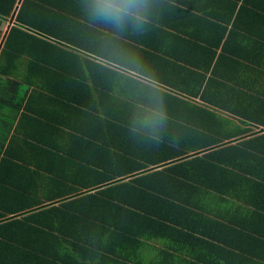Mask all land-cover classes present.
I'll use <instances>...</instances> for the list:
<instances>
[{
	"label": "crops",
	"instance_id": "1",
	"mask_svg": "<svg viewBox=\"0 0 264 264\" xmlns=\"http://www.w3.org/2000/svg\"><path fill=\"white\" fill-rule=\"evenodd\" d=\"M85 2L0 0V52L20 30L0 73V264L264 255V0H149L143 34L118 35ZM132 55L159 82L157 138L129 131L155 103L116 67Z\"/></svg>",
	"mask_w": 264,
	"mask_h": 264
},
{
	"label": "clouds",
	"instance_id": "2",
	"mask_svg": "<svg viewBox=\"0 0 264 264\" xmlns=\"http://www.w3.org/2000/svg\"><path fill=\"white\" fill-rule=\"evenodd\" d=\"M149 0H86L84 10L88 18L98 24L114 29L113 35L122 34L126 28L143 34L144 25L149 23ZM139 69L141 65L137 58L129 56L125 64H117L120 72L128 77L139 78L145 88L151 90V96L155 103L144 108L143 105H136L135 111L130 120L129 131L134 134H145L157 138L156 133L163 127L166 114L163 96L159 95V82L155 74L142 75Z\"/></svg>",
	"mask_w": 264,
	"mask_h": 264
},
{
	"label": "trees",
	"instance_id": "3",
	"mask_svg": "<svg viewBox=\"0 0 264 264\" xmlns=\"http://www.w3.org/2000/svg\"><path fill=\"white\" fill-rule=\"evenodd\" d=\"M18 21H22L21 18H19V16L17 17ZM18 29L16 28H12L6 39L4 42V46L3 49L0 52V73H6L7 71L9 72L12 69L16 68V57L15 55L18 53V51L16 50L14 41L16 39L17 34H19ZM9 93V91H8ZM7 98L6 100H12L15 102L23 103L26 99H27V91H25V93L23 94H6ZM47 96L52 97L50 94H47ZM3 97L0 94V98ZM119 209L121 211H125L128 209H131L129 205H121L119 206ZM257 239V240H256ZM256 242L258 245H263L264 246V238H256ZM244 257L249 261V264H262V262H264V255L261 253H256L255 251H251V250H245L243 252Z\"/></svg>",
	"mask_w": 264,
	"mask_h": 264
}]
</instances>
